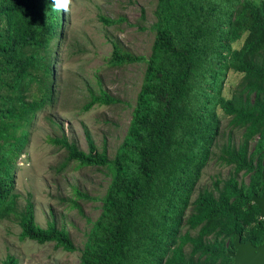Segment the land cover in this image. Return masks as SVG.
I'll list each match as a JSON object with an SVG mask.
<instances>
[{"label":"trees","instance_id":"16d2710c","mask_svg":"<svg viewBox=\"0 0 264 264\" xmlns=\"http://www.w3.org/2000/svg\"><path fill=\"white\" fill-rule=\"evenodd\" d=\"M154 12L148 57L113 41V64L146 62L115 155L99 150L87 125L88 150L64 128L61 136H50L66 149V164L107 166L111 174L79 264H233L229 252L237 234L257 244L264 233L253 202L264 192V0H157ZM66 20L68 13L54 11L52 0H0V221L14 218L22 240L75 251L65 226L55 220L41 226L32 194L22 204L16 187L31 121L54 95L55 47L65 37ZM230 70L242 78L227 97ZM118 100L103 90L92 93L83 109ZM219 109L229 117L228 127ZM235 132H241L239 144ZM214 156L232 172L194 196ZM73 205L83 210L76 200ZM2 264L19 260L8 254Z\"/></svg>","mask_w":264,"mask_h":264},{"label":"rangeland","instance_id":"374dc122","mask_svg":"<svg viewBox=\"0 0 264 264\" xmlns=\"http://www.w3.org/2000/svg\"><path fill=\"white\" fill-rule=\"evenodd\" d=\"M156 3L157 0H73L65 37L55 47L54 95L31 121L29 142L17 160L16 187L22 193V204L32 194L37 222L43 227L53 220L64 225L77 249L67 251L55 242L22 240L20 224L14 218L4 219L0 221V264L8 254L15 255L19 264H79L89 220H95L101 212V198L111 174L107 166L100 169L79 165L77 161L66 164V149L55 145L50 136H61L64 128L70 138L88 150L84 130L87 125L99 150L107 147L109 156L115 155L127 133L146 62L113 64V41L135 56L148 57L155 38L152 24L156 20ZM102 15L124 20L109 24L101 20ZM241 78L242 74L230 70L223 94L230 97ZM103 90L118 98V102L95 105L85 111L83 106L92 93ZM219 115L223 127H228L229 117L222 109ZM219 139L221 144L227 141L223 134ZM234 141L241 143V132L234 133ZM253 144L254 141L251 148ZM231 172L230 166L220 164L214 156L204 168L194 196L199 189L212 188L217 176L226 178ZM239 177L249 181V175L243 172ZM74 200L82 211L73 205Z\"/></svg>","mask_w":264,"mask_h":264},{"label":"water","instance_id":"95a60500","mask_svg":"<svg viewBox=\"0 0 264 264\" xmlns=\"http://www.w3.org/2000/svg\"><path fill=\"white\" fill-rule=\"evenodd\" d=\"M264 178V173H263ZM253 202L260 208L264 227V192L261 195L254 194ZM235 252L230 256L234 259V264H264V233L263 241L259 245L253 244L251 240L241 241V236L237 234L235 241Z\"/></svg>","mask_w":264,"mask_h":264},{"label":"clouds","instance_id":"9594fccd","mask_svg":"<svg viewBox=\"0 0 264 264\" xmlns=\"http://www.w3.org/2000/svg\"><path fill=\"white\" fill-rule=\"evenodd\" d=\"M72 6L73 0H52L53 10L57 12L70 13Z\"/></svg>","mask_w":264,"mask_h":264},{"label":"flooded vegetation","instance_id":"af4514ba","mask_svg":"<svg viewBox=\"0 0 264 264\" xmlns=\"http://www.w3.org/2000/svg\"><path fill=\"white\" fill-rule=\"evenodd\" d=\"M241 241H242V242H246V241H243L242 239H241ZM261 243H262V242H261ZM259 244H260V243H257V244H255V245H259ZM232 252H235V250L232 251ZM230 253H231V252H229V255H230ZM232 259H233V258H232ZM233 264H234V259H233Z\"/></svg>","mask_w":264,"mask_h":264}]
</instances>
